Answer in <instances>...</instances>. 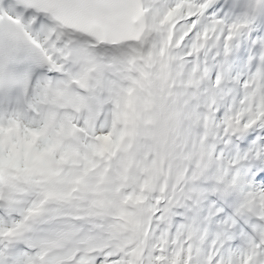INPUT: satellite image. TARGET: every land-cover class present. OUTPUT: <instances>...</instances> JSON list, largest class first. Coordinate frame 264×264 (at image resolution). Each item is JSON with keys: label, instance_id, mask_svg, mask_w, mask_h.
Listing matches in <instances>:
<instances>
[{"label": "bare ground", "instance_id": "1", "mask_svg": "<svg viewBox=\"0 0 264 264\" xmlns=\"http://www.w3.org/2000/svg\"><path fill=\"white\" fill-rule=\"evenodd\" d=\"M138 3L139 30L134 36L119 41L118 55L105 50L101 39L94 34L73 25L63 26L38 12L43 16L42 27L35 35L46 44L51 57L56 56L68 64L67 77L56 81L53 90L72 85L74 81L85 89L88 84L97 89L88 92V96L76 94L78 98L71 95L67 99L62 96L63 101L82 112V116L69 117L61 139L70 141L73 146L79 145V138L72 139L75 125L83 135L94 140L91 134L83 132L85 126L95 120L96 146L115 145L120 168L114 184L102 176L104 169L95 165L98 163L88 159L80 168L74 162L69 168L61 164H36L18 175L14 168L18 154L26 157L32 147L25 142L17 147L14 158L0 157L11 182L16 184L7 185L6 195L25 197L20 203L7 204L11 215L13 207L20 212L21 220H25V214L40 209L38 216L25 220L32 226L25 239L36 248V253L29 257L33 264H88L91 261L95 264L99 250L105 257L117 253L118 246H134L138 251L144 245L148 223L140 218L136 209L141 201L137 186L153 183L152 196H163L175 184L181 163L177 149H182L183 137H191L194 119L205 113L211 126L210 114L215 109L202 108L205 91L211 94L209 75L192 70L190 61L196 63L205 58L215 41L209 37V49H206L199 35L186 39L193 27L189 17L198 9L191 0H138ZM33 19L37 21V16ZM51 21L52 25L47 26ZM56 66L62 67L61 64ZM260 93L261 87L256 85L238 102L233 127L245 119L259 120L264 116L261 106L258 113L252 110L254 102L260 100ZM45 117L53 119L50 115ZM125 123L135 125L129 137L124 136ZM142 131L154 133V138L146 139L140 146L138 140ZM58 132L51 131V134L57 138L62 134ZM40 145L37 143L38 147ZM90 151L93 153L94 147ZM132 162L138 164L133 170L139 182L130 178L128 189L123 183ZM203 166L200 161L193 171L200 175ZM92 168L97 169L90 172Z\"/></svg>", "mask_w": 264, "mask_h": 264}, {"label": "snow or ice", "instance_id": "2", "mask_svg": "<svg viewBox=\"0 0 264 264\" xmlns=\"http://www.w3.org/2000/svg\"><path fill=\"white\" fill-rule=\"evenodd\" d=\"M191 3L198 11L189 17L193 27L186 39L199 35L206 49L209 37L215 41L205 56L215 97L207 140L212 158L202 174L185 182L163 226L169 239L192 235L196 254L188 264H264V116L232 127L237 104L249 91L246 82L258 74L264 85V0ZM25 15L37 16V25L43 18L32 8ZM39 214L37 208L25 220ZM25 220L14 213L0 224V264H33L29 257L36 249L25 239L32 226ZM104 260L96 254L95 264Z\"/></svg>", "mask_w": 264, "mask_h": 264}, {"label": "rangeland", "instance_id": "3", "mask_svg": "<svg viewBox=\"0 0 264 264\" xmlns=\"http://www.w3.org/2000/svg\"><path fill=\"white\" fill-rule=\"evenodd\" d=\"M197 42V41H196ZM198 45V44H197ZM206 103V102H205ZM129 120H132V119H129ZM128 121V120H127ZM126 128H127V131H126V136L127 137H129L131 134H130V129H134L135 128V126H132L131 124H127V126H126ZM193 132V131H192ZM142 144V143H141ZM201 148V147H200ZM177 152H178V155H179V159L180 158H182V159H184L185 161H184V164H182V163H180L179 164V166H181V165H184V167L185 166H187V167H189V166H191L192 164H193V162H195V161H197L198 160V155L196 154V152H195V149H194V145H191V144H188V145H185L182 149H177ZM170 154L171 153H173V152H169ZM169 154V155H170ZM174 154H175V152H174ZM168 155V156H169ZM170 158H174V156H169ZM110 159H111V162L112 161H114V160H116V157H114V155L112 154L111 156H110V158L108 159L109 161H110ZM168 162V161H167ZM167 162H166V166H167ZM131 164V163H130ZM133 167H137V165H133ZM132 167V168H133ZM168 168V170L169 169H171V167H167ZM138 173V172H137ZM134 170L133 169H131V175H132V177H134ZM186 177V176H185ZM157 205L163 210V212H162V210L159 212V211H156L157 213L159 212V213H161V214H163V215H161L158 219H160V220H162V219H164L165 221H166V217H167V213H168V211H169V208L168 207H165L164 208V201L162 202V201H158L157 202ZM104 209L106 210V208L104 207ZM107 211V210H106ZM156 213V214H157ZM132 219V218H131ZM133 220V219H132ZM37 221V220H36ZM190 236V239L189 240H192V235L191 234H189ZM188 235L187 236H183V237H181V236H174V237H172L171 239H169V236H168V231H166V232H163L162 234H161V236L159 237V238H157V239H155L156 237H155V234H152L151 233V235H149V237H148V240H147V242L149 243L148 244V246H150V250L148 249V252H147V260L148 259H152V250H151V243H152V241L154 240L155 241V246H156V244L157 245H159V246H167V245H169V247L171 248V249H173V250H175L176 252H177V254H175L174 255V257L177 259H179L180 261H181V257L183 258V256L185 257V255L186 256H189L190 254H192V247H189L188 249H186V253H185V251L183 250V251H177L178 250V245L181 243V242H183V240H185V242L186 241H188ZM184 242V243H185ZM143 259L140 261V262H138V263H136V264H143ZM147 264V263H146ZM150 264H151V262H150Z\"/></svg>", "mask_w": 264, "mask_h": 264}]
</instances>
